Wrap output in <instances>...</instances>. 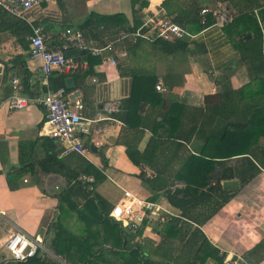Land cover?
I'll return each mask as SVG.
<instances>
[{
    "label": "crops",
    "instance_id": "1",
    "mask_svg": "<svg viewBox=\"0 0 264 264\" xmlns=\"http://www.w3.org/2000/svg\"><path fill=\"white\" fill-rule=\"evenodd\" d=\"M166 1L45 0L38 9L30 12V19L42 28L49 48H55L61 43L67 28L82 31L83 25L87 24L88 27L82 32L91 47L102 48L113 43L118 52H126V57L120 58L116 66H104L102 57L92 56L95 59L101 58L99 64L93 65L92 71L89 72L86 60V69L73 75L68 74V88L74 89L70 96L78 94L77 97L82 98L86 117L94 118L103 111L105 105L112 102L119 103L122 110V113L112 114L111 120L100 122L99 129L91 130L86 136L89 154L85 157L76 153L66 156L62 154L57 142L46 133V112L42 106L30 104L23 110L9 108L7 102L13 95L36 97L54 91L51 87L56 85L59 74L66 73L54 69L47 85L39 62L29 54L30 25L0 10V67L3 68L0 76V263L8 258L4 248L8 238L15 232H24L43 242L47 250L43 254L69 264L51 250L56 227L61 226L93 251L103 247L106 261L101 264H120L119 249L115 243L117 228H131L117 223L110 217V213L123 197L124 190L152 201L161 192H156L157 186L143 181L142 169L146 177L154 180L156 175L151 169L152 164L158 161L160 167L168 165V150L166 146L161 147L157 137L147 130L142 134L133 131L119 118L133 88L134 75L157 78L158 83H162L166 89L164 93L157 91L160 94L167 95L169 87L174 86L175 91L167 95L165 109L170 103H180L188 107L189 116L194 115L195 111L200 112L205 107V97L211 96L214 99L209 100L211 112L224 117L218 130L223 129L226 122L232 119L245 120L241 110L252 103L247 100L254 98V103L264 100L262 95L253 96L249 93L252 87L257 92L259 85L253 81L248 66L236 65L239 53L233 39L237 37L238 27L228 33L225 27L215 24L194 32L188 39V50L185 53H169L154 47L155 43L162 40L122 39L123 34L136 33L155 13L159 12L174 21L175 15L171 16L164 7ZM192 2L176 0L169 4V9L172 11L179 6L185 9ZM203 2L206 5L204 8H213L219 4L228 7L216 0ZM260 3L263 6L254 11L259 21L264 0H260ZM241 28L239 26V30ZM50 78L54 79L52 86ZM14 79L19 80L17 89L12 83ZM249 86L252 87L244 94L240 93V90ZM177 88H181V91H177ZM228 90L230 93L239 92L234 99L220 100L223 91ZM157 110L159 106L145 105L144 111L136 114L135 119L146 113L156 115ZM259 110H262L260 117H264V107ZM246 135L244 130L230 127L224 139L216 140L212 147L218 163L209 175L211 184H215L225 174L230 177L221 181L222 186L225 182L236 181L238 187H223L231 196L230 200L201 229L210 244L219 251V256L241 255L252 264H264V136L255 137L250 146L254 152L252 156L235 155L236 151L249 148L250 141ZM131 142L136 145V151L143 154L142 166L136 165L128 156L126 145ZM92 145H95L93 150ZM203 148L204 143L198 139L187 145L189 152L196 156L202 153ZM163 149L166 154H162ZM90 166L93 168L90 169ZM88 170L96 171L88 175ZM97 171L104 177L96 188V192L105 201L104 208H92L84 211V214H78L83 211V201L80 196H71L69 189L76 180L96 182ZM242 172L246 177L255 172L253 179L244 186L245 177L240 175ZM85 178H94V181H85ZM69 201H75L78 210H69L66 207ZM160 201L170 211L178 213L165 195L161 194L155 202ZM61 206L65 207L63 212ZM105 214H108V218L104 217ZM105 232L112 234V237L106 238ZM133 234H126L127 242L141 244L140 241H144L145 237L147 244L142 248L148 257L152 256L163 238L161 227L145 228L142 236ZM205 264L217 263L214 257H209Z\"/></svg>",
    "mask_w": 264,
    "mask_h": 264
},
{
    "label": "trees",
    "instance_id": "2",
    "mask_svg": "<svg viewBox=\"0 0 264 264\" xmlns=\"http://www.w3.org/2000/svg\"><path fill=\"white\" fill-rule=\"evenodd\" d=\"M175 1H166L164 7L167 8L171 16L175 15L174 22L187 29L191 35L194 32H199L215 25L216 18L213 9L217 5L213 8L207 7L210 11L203 14L202 11L206 6L204 5V0H193L189 7L184 9L179 6V8L171 11L169 4ZM216 2L228 5V8L232 12V21L224 26L226 31L230 33L231 30L238 27L237 37L233 39L239 53L236 65L248 66L249 73L253 76V81L259 85L257 92L253 89L254 87L249 86L240 90V93L244 94L248 88L252 87L249 90L250 94L253 96L259 94L264 98V9L260 10L263 24L254 14L255 9L261 8L263 5L260 3V0H216ZM86 25H83L82 31L83 29L86 30L85 28L88 27ZM139 26L136 28H139ZM239 26L242 27L240 30ZM189 38L185 37L172 42L158 41L154 44V47L162 48L169 53L179 51L185 53L188 50ZM67 55L87 60L89 72L90 70L92 71L94 64L101 62V58H92L90 53L76 49L69 51ZM68 77V74H59L55 81V86H52L54 79L50 78L51 88L54 91L64 89L66 94L70 95L71 90L74 89L68 88ZM157 83V78L152 79L150 76L143 74L134 75L133 88L126 99L124 112L119 115V118L133 131L140 134L146 130L151 132L159 139L161 147L166 146L168 150L167 167L158 166V161H156L151 166L156 175L154 180L146 177L144 169H142L141 178L145 182H150L154 187L157 186L158 190L156 192H161L152 199V202H155L163 194L168 203L178 210V213L172 212L174 215H166V221L160 224L159 227L162 228L163 238L153 251L151 257L146 255L145 250L142 248L143 246L134 241L129 243L126 239L128 232H134L135 234L133 235L142 236L145 225L135 231L119 226L115 236L117 238L115 243L119 249L120 264H205L209 257H214L217 264H223L224 257L222 255L219 256V251L210 244L201 229V226L209 221L213 214L223 208L231 198L229 193L223 189L221 183L222 180L230 176L223 174V176L217 179L215 184H211V180H209L210 173L213 172L218 163L216 162L218 157L212 153V147L216 140L222 141L224 139L230 127L237 128L245 131L250 144L249 148L244 149V151H236L235 155L250 154L252 156L254 152L251 151L250 146L253 145L255 137L257 135L264 136V117H260L262 110H259L261 107H264V103H262L264 100L260 101V103H254V98L247 100L252 101V103L246 106L245 110H241L243 117H246L245 120L232 119L231 122H226L223 129L218 130V126L219 124L222 125L224 117L217 112H211L209 100H214L211 96L205 97V107L200 112L195 111L194 115L189 116L188 107L180 103L172 104L169 102L171 105L165 109V104L168 102L167 95L175 91L176 88L174 86L169 87L167 95L160 94L156 89ZM177 91H181V88H177ZM238 92L230 93L229 90L223 91V95L219 99H234V96H237ZM145 105L152 107L159 106V110H157L156 115L146 113L143 117L135 119L136 114L144 111ZM156 108L158 109V107ZM194 139H198L204 143L203 151L198 156L191 154L187 149V145ZM126 147L131 160L136 165L142 166L143 154L136 151L134 142L128 143ZM164 152L165 150L163 149L162 154H166ZM135 155H138L139 158H136ZM250 161L251 165L258 171L257 166L252 160ZM91 168L93 167L90 166ZM27 171L30 172L29 170ZM95 171L88 170L87 173L90 175L95 173ZM96 173V182L84 183L83 181L76 180L69 189L71 196L73 194L77 197L80 196L83 201V211L78 214H84V211L91 210L92 208H104L105 201L96 192L98 184L104 177L101 176L100 172L97 171ZM240 175L243 178L245 177L242 184L244 186L253 179L255 172L247 177L243 172ZM166 177H168V180ZM169 180L170 183L168 182ZM178 183L182 186H178ZM66 207L69 210H78V204L75 201L74 203L69 201ZM64 209L65 207L62 208L61 206L62 212ZM104 217L108 218V214H105ZM119 224L121 223L119 222ZM56 229L57 232L52 241L51 250L57 257L69 264L105 263L106 256L103 247L95 252L86 246V244L80 243L79 238L66 232L61 226L56 227ZM104 235L108 239L112 237V234H108V232H105ZM0 264L61 263L49 258L47 254H43L40 251L35 257L25 261L4 258Z\"/></svg>",
    "mask_w": 264,
    "mask_h": 264
},
{
    "label": "built area",
    "instance_id": "3",
    "mask_svg": "<svg viewBox=\"0 0 264 264\" xmlns=\"http://www.w3.org/2000/svg\"><path fill=\"white\" fill-rule=\"evenodd\" d=\"M45 0H0V10L18 19L25 21L31 27L29 36L30 57L40 64V69L46 80L54 69H60L66 74H76L86 69L88 63L78 60L75 56H68L71 50L88 52L93 57H102L104 66H116L120 58L126 57L125 50L118 52L113 43L102 48L91 47L84 33L79 29L67 28L61 43L55 48L46 45L45 36L40 26L30 19L29 15L38 9ZM214 10L216 25L224 27L232 21V12L225 5H217ZM210 10L205 8L202 13ZM185 37H191L187 29L175 23L171 18L161 15L159 12L150 16L141 29L133 34H123L122 39L144 38L148 40L176 41ZM15 89L19 87V80H13ZM157 91L166 92L162 83L156 86ZM8 106L13 110H23L30 104L42 106L46 112L47 135L55 140L62 149L64 156L76 153L81 156L89 154L86 136L91 130H98L100 122L111 120V115L121 111L119 103H109L103 107V111L97 113L94 118L85 116V104L82 98L67 95L64 89L47 91L41 96L30 97L20 94L13 95L8 100ZM85 181H94V178H85ZM182 186V185H178ZM163 201L152 202L142 199L130 191L124 190L123 197L114 206L110 217L123 223L131 229L138 230L141 227L152 228L160 226L166 221V215H174ZM139 239V238H138ZM8 258L15 261H25L35 257L40 251H47L43 242L29 237L24 232H15L4 244ZM223 264H248L241 255L224 257Z\"/></svg>",
    "mask_w": 264,
    "mask_h": 264
},
{
    "label": "water",
    "instance_id": "4",
    "mask_svg": "<svg viewBox=\"0 0 264 264\" xmlns=\"http://www.w3.org/2000/svg\"><path fill=\"white\" fill-rule=\"evenodd\" d=\"M248 37H250V35H248ZM2 71H3V68L2 67H0V76H1V74H2ZM1 78V77H0ZM77 96H79L78 94L77 95H74L73 97H77ZM95 148V145H92L91 146V149L93 150ZM223 187L225 188V189H233V188H237L238 187V184H237V182L236 181H228V182H225L224 184H223ZM159 226H156V228H158ZM244 259L248 262V264H252V263H250V261L247 259V258H245L244 257Z\"/></svg>",
    "mask_w": 264,
    "mask_h": 264
},
{
    "label": "rangeland",
    "instance_id": "5",
    "mask_svg": "<svg viewBox=\"0 0 264 264\" xmlns=\"http://www.w3.org/2000/svg\"><path fill=\"white\" fill-rule=\"evenodd\" d=\"M140 243H141L140 244L141 246H143V247L146 246V244H147L146 243V238L144 237V241H140ZM57 261H59L61 264H65V263H62L60 260H57Z\"/></svg>",
    "mask_w": 264,
    "mask_h": 264
}]
</instances>
